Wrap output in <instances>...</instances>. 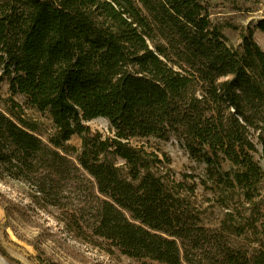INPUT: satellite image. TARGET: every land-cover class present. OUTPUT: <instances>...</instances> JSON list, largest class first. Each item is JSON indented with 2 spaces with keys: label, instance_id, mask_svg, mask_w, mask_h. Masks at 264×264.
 <instances>
[{
  "label": "trees",
  "instance_id": "obj_1",
  "mask_svg": "<svg viewBox=\"0 0 264 264\" xmlns=\"http://www.w3.org/2000/svg\"><path fill=\"white\" fill-rule=\"evenodd\" d=\"M214 8L209 0H0V83L6 78L10 94L0 97V180L35 173L46 153L45 167L60 177L80 168L93 179L102 198L91 233L121 254L157 264H264V218L203 225L158 174L157 155L130 144L176 136L208 179L238 189L250 215L260 213L264 50L251 30L237 47L227 44L210 20ZM254 27L264 34V17ZM14 95L48 114L50 148ZM99 117L111 137L84 124ZM73 136L79 149L68 144ZM225 233L252 250L231 246Z\"/></svg>",
  "mask_w": 264,
  "mask_h": 264
},
{
  "label": "rangeland",
  "instance_id": "obj_2",
  "mask_svg": "<svg viewBox=\"0 0 264 264\" xmlns=\"http://www.w3.org/2000/svg\"><path fill=\"white\" fill-rule=\"evenodd\" d=\"M209 2L215 7L210 20L221 24L227 44L237 47L241 43L239 34L251 30L254 41L264 50V34L254 27L257 20L264 17V0ZM9 96L8 83L3 78L0 97ZM13 100L20 105L27 120L38 124L41 140L50 148L46 138L53 133V126L48 114L31 107L22 95H14ZM4 108L0 104V109ZM84 124L104 137L113 135L105 118ZM68 144L79 149L80 139L73 136ZM130 144L157 155L161 161L157 165L158 174L172 191L190 204L203 225L215 228L219 221L230 218H264V180L258 186L260 195L255 199L260 213L250 215L255 209L243 203L240 191H223L215 180L208 179L205 165L190 156L176 136L170 135L166 140L132 139ZM257 149L254 159L260 162L258 145ZM45 154L38 155L41 163L35 173L24 179L4 177L0 180V264H157L123 255L109 241L93 236L91 226L96 219V199L102 198L93 179L80 168H70L68 176L60 177L45 167L48 159ZM67 158L76 164L73 158ZM116 163L123 164L121 160ZM229 168L227 161H221L222 171ZM224 235L231 246L248 253L253 248L244 237Z\"/></svg>",
  "mask_w": 264,
  "mask_h": 264
}]
</instances>
